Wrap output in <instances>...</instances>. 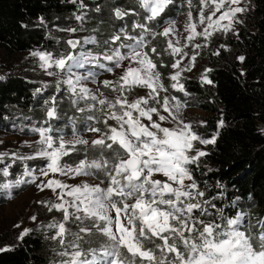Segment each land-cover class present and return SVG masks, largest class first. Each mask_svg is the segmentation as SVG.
Returning a JSON list of instances; mask_svg holds the SVG:
<instances>
[{
    "label": "snow or ice",
    "instance_id": "6c2138e0",
    "mask_svg": "<svg viewBox=\"0 0 264 264\" xmlns=\"http://www.w3.org/2000/svg\"><path fill=\"white\" fill-rule=\"evenodd\" d=\"M198 2V14L194 19L193 0H187L188 20L184 25L187 35L183 45L174 21H169L161 32L153 31L146 22L133 21L131 27L139 29L138 34L130 35L126 26L121 27L103 42L106 47L99 54L84 50V45L96 43L94 37L83 41L66 39L64 43L71 49L67 54L54 55L38 49L30 52L32 57L38 58L39 67L48 76L63 77L57 80V92L61 91V84L65 85L76 110L81 113L94 110L86 119L103 124V129L87 125L86 131L97 134L91 141L76 134L74 128L73 138L66 140L62 131L54 129L51 123L60 119L57 98L53 95L44 102L50 105L46 109V119L41 126L30 129L39 137L33 153L0 152V164L11 156V163L0 168V174L5 177L11 175L9 169L17 161L41 159L44 162L39 169L23 163L22 176L0 183V189L8 190V198H11V190L22 184H36L40 191L53 192L54 200L37 203L49 212L62 213V219H53L43 225L47 230H54L50 238L60 245L61 250L56 253L61 257L58 264H137V260L139 264H264V218L253 224L251 215L240 209L236 201L217 207L212 201L222 200L225 193L220 191L205 199V191L192 174L190 166L198 168L200 159L208 155L196 145L215 144L219 132L203 138L191 122L181 118L186 105L177 97L167 95L168 87L161 80L153 59V56H160V52L156 47H149L148 37L165 39L164 52L174 61L170 65L174 71L169 76V86L187 95L181 80L183 73L195 66L199 56L196 50L206 47L214 34L235 32V25L243 23L238 14L249 11L247 6H241L244 0ZM173 3L174 0H137L139 8L146 13L145 21H155ZM80 6L84 7L83 0ZM137 14L135 8L114 10L115 17L120 20ZM75 18L84 20L83 15ZM40 21L43 23L44 18L40 17ZM60 30L78 31L72 27ZM198 37L203 38V44L195 43ZM189 46L194 50L191 55L186 51ZM215 54L219 55V50ZM185 59L187 64H184ZM238 59L243 62L245 57ZM85 65L107 72L121 69L115 81H100L104 88L116 93L114 98L109 99L99 89L93 91L87 87L84 81L95 82L98 73L91 70L81 73L79 69H84ZM161 66L165 65L161 62ZM210 71L204 70L202 82L213 83L207 76ZM137 88L147 89V94L129 100V95ZM39 91L41 89H37ZM161 92L166 94L161 96ZM81 101L86 102L85 107L78 106ZM163 122H171L172 126H163ZM204 123L201 121L200 126ZM223 126L221 119L218 128ZM89 149L96 150L99 155L89 158ZM105 152L109 155L105 156ZM66 157L72 158L74 163H68ZM97 174L103 175L106 187L101 186L103 180L69 184L60 178ZM157 176L163 179L155 178ZM216 187L223 189L224 185L217 182ZM226 207L235 209V214L227 215ZM36 219V216L31 217L33 221ZM69 222L77 225L76 231L66 226ZM30 231L24 229L17 239L23 240ZM93 243L97 246L91 247ZM8 250V247L0 249Z\"/></svg>",
    "mask_w": 264,
    "mask_h": 264
},
{
    "label": "trees",
    "instance_id": "16d2710c",
    "mask_svg": "<svg viewBox=\"0 0 264 264\" xmlns=\"http://www.w3.org/2000/svg\"><path fill=\"white\" fill-rule=\"evenodd\" d=\"M80 2L0 0V53L8 60H13L19 54L36 49L51 51L55 44L40 24V17L65 21L78 11ZM83 2L89 7L88 21L96 41L92 46L95 54L105 50L103 42L121 27L126 26L130 35H136L140 30H133L132 22H146L153 31L161 32L186 7L184 0H174L161 17L155 21H145L146 13L139 8L137 0ZM251 5L254 18L251 25L240 28L236 54L230 57L221 50L219 55H208L207 69L211 71L207 76L213 83L207 84L198 77H188L183 80L187 95L171 88L169 91L179 101L194 104L208 112L204 125L195 127L198 134L210 138L213 133L219 132L215 144L205 145L204 151L208 155L200 159L199 167L190 166L201 190L205 191L207 198L223 191L224 198L212 202L220 207L236 201L240 209L251 215L252 223L255 224L257 219L264 218V0H251ZM118 7L124 10L135 8L138 14L126 16L123 20L117 19L114 10ZM148 39L149 47H156L160 52V56H153L158 71L163 76L168 75L167 56L162 50L165 39L159 36ZM240 56L245 57L243 62L238 59ZM161 62L165 66L162 67ZM36 88L32 80L18 73H9L0 79V127H9L14 120L26 123L27 117L32 115L40 121L46 118ZM53 95L57 100L59 98L57 104H60V119L54 120V123L61 131L73 133L74 128L77 134H81L89 124L101 127L102 123L86 119L94 114V110L78 112L66 90L51 93ZM78 106L81 107V104ZM221 119L224 126L218 128ZM77 147L83 148L79 145ZM87 155L96 158L99 153L89 149ZM104 155L109 154L105 152ZM73 156L76 157V154ZM65 160L74 163L72 158L66 157ZM93 177L107 184L102 174ZM217 182L223 184L224 188H217ZM225 213L234 215L235 209L226 207ZM96 246V243L91 245ZM145 246L151 247L150 244ZM9 248L8 251H0V264H49L52 259L51 247L43 233L37 229L30 231L23 240L12 243Z\"/></svg>",
    "mask_w": 264,
    "mask_h": 264
},
{
    "label": "rangeland",
    "instance_id": "374dc122",
    "mask_svg": "<svg viewBox=\"0 0 264 264\" xmlns=\"http://www.w3.org/2000/svg\"><path fill=\"white\" fill-rule=\"evenodd\" d=\"M184 3L186 7L179 12L178 16L174 20L181 45H183L184 37L187 35V33L184 30V25L187 23L188 20L187 13L189 11L187 0H184ZM80 4L81 2L79 3L78 11L75 12L72 16L68 17V19H66L65 21H61L58 19H44L43 23H41L40 21V24L43 25L47 31L48 38H50L53 44H55V48H53L50 51L54 55L67 54V52L71 51V49H69L68 46L64 43V41L68 38H76L83 41L85 38L94 37L93 33L91 32L90 23L88 21L89 7L83 2L84 7L81 8ZM241 6L242 7L247 6L249 8V11L242 14H238L239 19L242 20L243 23L235 25V32H229L227 34H223V33L214 34L210 39V41L207 43L206 47H202L201 49L196 50L199 51V56H197V59L195 61V66L192 68L191 71H186L183 73V78L181 80V83H183V80L188 77L191 78L198 77L201 79L204 70L207 69V60L209 54L216 53L217 50H219V52L221 50L225 51V53H227V55L230 57L236 54V51L238 49V44L236 42L238 35L236 34V32H239L242 26L251 25V22L254 18L251 0H244V3H242ZM198 9H199L198 0H193V8L191 10L193 12L194 19L197 17ZM207 14L208 13L206 11L205 15ZM77 15H83L84 20L77 21L75 18ZM167 26L168 23L160 31H163V29ZM69 27L77 28L78 31L76 33H68L60 30ZM197 30L199 31L201 30V28H198ZM195 43L203 44L204 40L202 37H198ZM222 45L226 47L222 48L221 47ZM92 46L93 44L84 45V50L85 51L90 50L93 54H95L94 50L92 49ZM165 48H166V41L162 49L163 52ZM38 50L44 51L42 49H38ZM80 50H81L80 48L76 49L77 52H79ZM186 51H188L189 55H191L194 50L192 49L191 46H189V48H187ZM164 54L167 56L169 73L166 76H163L161 74V80L163 81L165 87H168L167 95L173 96V94L169 91L170 88L169 85L171 83L169 76L174 71L170 67L171 63H173L174 61L173 58L170 57L166 52H164ZM39 63L40 62L38 58L32 57L30 55V52H27L25 54H19L13 60H8L3 56L2 53H0V79L5 77L9 73H18L20 75H25L26 77H28L36 84L37 86L36 93L40 94L38 100H41V104H42L41 109L46 111L47 107L50 105H45L44 102L46 100H50V98L52 97L51 93H55V94L58 93L56 91V83L58 79H62L63 77L48 76L46 72L39 67ZM127 63H128L127 61L124 62L125 65ZM187 63L188 60L185 59L184 64ZM86 70H91L98 73L95 82L91 80L84 81L87 87H89L93 91L99 89V92L103 93V95L108 97L109 99L115 97L116 93L112 92L110 89L104 88L100 83V81H103L105 79L115 81L121 74V69H114L113 72H107L93 65H85L84 69H79L81 73L85 72ZM60 88L61 90L62 89L66 90V86L63 84L60 85ZM37 89H41V91L37 92ZM147 91H148L147 89H140V88L134 89L132 93L129 95V100H132L138 96H144L147 94ZM165 94L166 93L161 92V96ZM58 100L57 102H59ZM79 103L81 104V107H85L86 102L81 101ZM183 104H185L186 107H184L181 112V118L184 119L185 122H191L194 126V130L196 131L195 127L197 125H200L201 121L205 122V118L209 114L207 111L201 109L200 107H197L194 104L191 105L186 103ZM59 105L57 104V111ZM58 113L60 115L59 111ZM41 119L42 120L40 121V119L32 115L30 117H27L26 123L14 120L12 121L9 127L8 126L0 127V152H8V153L17 152L20 155H31L36 147L35 141H37L39 137L38 134L31 132L30 129L33 127L41 126V123L46 118H41ZM30 121H34V122H30ZM51 123L54 129H60L59 126L55 125L54 121H51ZM109 123L114 124L115 122L109 121ZM163 126L171 127L172 124L171 122H163ZM100 128L103 129V124L101 125ZM62 134L64 135V138L66 140H71L73 138V133H67V131H62ZM78 135L82 136L84 139L91 141L96 137L97 134L85 130L84 132ZM196 147L204 150L205 145L197 144ZM8 163H11V156L5 159L4 164H0V168L4 167V165ZM23 163H27L29 168L39 169L44 166V162L41 159L30 160ZM23 163L17 161V163L13 165L11 169H9L11 175L7 177L0 174L1 177L0 183L14 181L18 179L20 176H22L24 171ZM37 175H39L38 171H37ZM60 178L65 179L66 182L69 184H77L85 180L88 183L100 182V180L95 177H67V178L60 177ZM155 178L163 179V177L161 176H157ZM41 179H43V177ZM36 183H39V180ZM101 186L106 187L107 184L103 183ZM54 199H55V195L51 190L45 189L44 191H40L37 189L36 184H22L19 187H14L11 190V198H8V190L0 189V249H3L5 247L9 248L12 243L18 242L19 240L17 238L24 229H31V231L33 229H37L43 233L44 237L46 238L48 244L51 247L52 259L49 262V264H58V261L61 259V257L57 256L56 253L61 250L60 245L58 241L52 240L50 238L53 235L54 230H47L43 227V225H47L48 223L52 222L53 219L56 220L62 219V213L56 211L49 212L46 207H44L40 203H37L38 201H50ZM205 199H209L206 197V194H205ZM209 210L211 211V209ZM32 216H36L37 219L35 221L31 220ZM17 224H19L20 226L15 227V225ZM66 226L70 228L72 231L77 230V225L71 222H69Z\"/></svg>",
    "mask_w": 264,
    "mask_h": 264
}]
</instances>
